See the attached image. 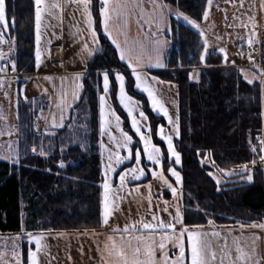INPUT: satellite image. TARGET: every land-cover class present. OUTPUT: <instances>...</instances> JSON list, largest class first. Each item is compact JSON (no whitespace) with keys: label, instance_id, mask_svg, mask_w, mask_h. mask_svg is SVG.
<instances>
[{"label":"trees","instance_id":"trees-1","mask_svg":"<svg viewBox=\"0 0 264 264\" xmlns=\"http://www.w3.org/2000/svg\"><path fill=\"white\" fill-rule=\"evenodd\" d=\"M164 2L195 21L202 19L207 4V0ZM6 4L7 15L15 19V25L4 32V37L12 46L17 83H21L34 70V3L33 0H6ZM99 8V0H93L92 15L100 49L87 65L81 97L65 126L36 132L34 117L39 109L47 107V100L34 99L33 104L18 99L19 163L0 159V232L65 231L101 226L99 96L105 71L110 73L111 100L123 121V129L133 136L127 116L115 99L113 71H123L126 91L141 102L153 142L163 151V166L172 165L170 159H165L166 149L156 136L157 126L164 120L151 111L146 98L134 89L131 74L102 34ZM170 20L171 49L166 68L153 73L178 87L180 136L174 144L181 153L177 170L182 177L183 222L185 225H204L209 220L216 224L260 223L264 215L262 170L252 172L251 183L238 175H227L217 184L209 175L214 170L243 165L254 159L259 161L261 153L259 150L254 153L249 144L251 138L252 144L258 145L256 137L261 136L259 81L248 84L243 72L225 62L215 50L209 51L201 61L203 42L199 33L174 16ZM193 68L198 70L196 81L190 78ZM34 145L36 153L31 151ZM41 145L47 156L39 155ZM60 161L65 167H59ZM22 258L25 264V252Z\"/></svg>","mask_w":264,"mask_h":264},{"label":"snow or ice","instance_id":"snow-or-ice-1","mask_svg":"<svg viewBox=\"0 0 264 264\" xmlns=\"http://www.w3.org/2000/svg\"><path fill=\"white\" fill-rule=\"evenodd\" d=\"M69 3L75 4L78 7H82V13L86 17L85 23L91 35V42L93 44L98 43V37L95 29V20L92 15V3L93 0H68ZM152 5L151 11L146 12L142 0H100L99 16L101 17V23L103 25L104 32L111 39L113 45L119 50V58L122 61H126L129 68H131V74L135 77V87L146 92L151 103V107L154 111H160L163 113L164 117L168 118L169 124L173 126V133L166 134L162 126L157 130V134L160 135L161 140L167 143V152L169 154L165 159L173 158L174 163L179 165L181 163V153L178 152L173 144V136H180V123L179 116L177 115L173 119L164 106L163 102L158 98L156 91L149 84V78L143 69L146 66L155 67H165L162 62L164 46L169 42L164 38L165 31L171 32L172 26L169 21V15H175L176 19H183L186 23L192 27L199 28V24L190 19L184 13L180 12L178 9L173 12V9L163 0H148ZM34 3V27H35V63L39 67L42 64V58L45 54H50L47 47L42 48V29L52 27V25L46 23V17L57 18L62 21V15H58L55 10H59L62 14L63 6L59 0H33ZM209 7L212 5V0H207ZM264 7V3H262ZM139 10V13H137ZM134 15H139L137 19V24L148 26V33L145 37L147 43H139V51L134 46H129V41L127 35L124 32V27L128 25L130 19ZM209 12L206 10L203 13L204 19H207ZM250 20L254 18L250 17ZM141 21L143 23H141ZM15 25V19L9 18L7 15V4L6 0H0V44L9 43V41L4 39V32L7 31L10 26ZM255 28V23H253V29ZM119 30L120 34L125 36L123 42L117 38L115 30ZM200 35L204 38L203 43V53L200 55V60L204 61L206 55L209 54V44L204 32L201 30ZM242 39V38H240ZM256 42V33L253 31L252 35L248 37L246 43L252 46ZM14 43V40L12 41ZM47 44H51V41H47ZM11 51V49H10ZM82 51L91 56L95 49L90 48L87 42L83 43ZM224 49H220V52H224ZM155 57V64H152V60ZM0 59H6V54L0 52ZM225 59L227 57L225 56ZM249 59L252 60L251 55ZM12 70H16V62L11 61ZM5 68L0 67V72H4ZM103 94L99 97V128L101 136L107 134L109 140L115 143L116 149L125 148L128 149L127 155H120L118 151H113L107 149V146L101 141V149H106L108 151L107 162L103 163L105 180L103 182V219L102 225L111 227L109 224L110 217L113 216L117 209V201L123 200L125 197L120 196L118 193L126 188L129 180L138 181L146 175L145 166L142 164V154L146 156L147 161L152 164H161V148L152 142L151 127L142 121H147V116L143 110L138 112L139 102L133 100V98L128 95L125 90V77L123 74L116 73L115 79L119 84V92L117 94V99L120 105L126 110L128 117L131 121V129L135 135L139 136V144L141 147H136L135 153L133 154L132 148L130 147L133 143V136L122 128L123 121L121 117L117 114L114 108L107 104V96L110 92V79L109 71H105L103 74ZM82 73H74L71 77L75 88L77 91L73 92V99H79V90L83 88ZM68 76H62L61 83L67 80ZM45 79L51 80L52 77H45ZM244 79L248 84H253L254 81H259V87L261 91L262 99H264V70L260 71V75H253L249 78L247 75ZM152 81L156 83H161L157 77H151ZM5 81L0 79V87L4 86ZM45 93L47 89L44 90ZM7 95V93H6ZM66 95L63 91L61 92V103L56 105L57 108L62 110L63 97ZM25 100L28 99L27 96L24 97ZM33 104L35 100L31 101ZM19 103V101L17 102ZM43 113V109H40ZM264 115V113H262ZM2 118V117H0ZM119 130L120 137L113 135L112 125ZM64 117L61 112L59 116V122L55 114H52L51 127L63 128ZM148 128L149 134H145L142 130ZM39 131V128L36 129ZM3 134V132H0ZM52 134V133H47ZM8 135H12V131L8 132ZM258 145L252 144L251 138L249 139V144L251 145V150L255 153L259 150V153H264V137L257 136ZM33 153L37 152V147L34 145L31 148ZM200 153L198 152V155ZM39 155L47 156V153L43 151V146H40ZM135 159V165L131 168L125 169V171L119 173V185L113 188L112 183L108 179L109 173L116 172V166L123 164L126 160ZM0 159L11 160L13 164L19 163V155L17 154L13 159L11 156H3ZM259 160L264 162V154L259 155ZM257 161L254 159L251 161V166H255ZM59 167H65L63 161L59 162ZM241 172H225L226 175H238L241 180H246L251 183L254 181V176L251 171L249 164L242 165ZM167 171L175 178L176 184L182 183V177L180 172H178L174 167H169ZM225 170L221 169V172ZM153 177L162 182V185L171 190L172 196L175 200H179L183 193L173 186V183L164 175L163 170L157 172H152ZM209 175H213L209 173ZM215 179V177H213ZM217 184L220 183L217 179ZM149 193L151 185L148 186ZM139 188L136 189L138 191ZM219 190V189H218ZM131 195V192L128 193ZM149 207L151 208L152 199L151 195L147 197ZM165 205L168 204L164 201ZM175 215L171 213V222H164L156 214L153 213L152 222H146L140 220L133 222L131 224H125L123 228L115 227L111 228V235L107 236L102 249V264H212V262L217 261V251L213 249L212 242L208 238L209 234L204 232L200 226H193L189 228L184 225V218L181 212V208L177 203L174 205ZM199 210V209H198ZM164 212H168V207L163 209ZM209 224L213 221L209 220ZM179 225V229L177 228ZM249 228H259L264 229V223H250L245 225L243 222H239L240 229L245 227ZM24 236L27 237V243L29 245L35 244V250L32 248L28 249L27 253V264H41L39 259V254H47V244L45 243L46 235L44 232L32 233L25 232ZM60 235H64L60 233ZM117 235L119 239H117ZM220 232L213 231L211 233L212 237H220ZM22 238V237H18ZM260 237L253 235L251 237V244L247 247L242 246L240 243V237H233V243L235 245V257L232 256L231 250L227 247V238H225V244L222 249V255L219 256V264H224L225 259L229 260V264H264V257L259 255L257 241ZM187 241V243L185 242ZM18 245H13V258L14 264H24L22 259V254L17 250Z\"/></svg>","mask_w":264,"mask_h":264},{"label":"crops","instance_id":"crops-1","mask_svg":"<svg viewBox=\"0 0 264 264\" xmlns=\"http://www.w3.org/2000/svg\"><path fill=\"white\" fill-rule=\"evenodd\" d=\"M52 0H49L51 3ZM61 5L63 6L62 14L59 10H55L58 15H62V21L57 18L46 17V23L52 25V27H48L46 29H42V48L47 47L49 49L50 54H45L42 58V64L37 67L35 63V27H34V12H33V45H34V70L32 73L27 75L21 83H17L16 77V86L15 93L16 97L21 98L23 100L25 96L28 97L27 100L33 99H46L47 107L43 109V113H41L40 109L37 111V115L34 119V126L39 125L43 130H54L59 127L53 128L51 127L52 114H55L57 117V121L59 122V116L61 112L64 117V124L67 122L70 112L75 104L79 101L82 89L79 90V99H73V92L77 91L75 88V84L73 83L71 77L74 73H84L86 71L87 65L89 61L92 59L94 54L100 49V40L98 33L96 31L98 37V43L93 44L91 42V35L85 23L86 17L82 13V7H78L75 4L69 3L68 0H59ZM100 2V0H99ZM164 2V0H163ZM145 11H151L152 5L148 2V0H142ZM165 3V2H164ZM262 3L264 0H212V5L209 7L208 3L206 4L205 11L209 12L207 19H202L200 21H196L199 24V28L192 27L196 32L199 33L202 30L207 38L209 44V51L215 50L222 54L225 62L229 65L239 68L244 76L247 75L251 78L253 75H260V71L264 70V67L257 68V65H253V62L249 59V51L253 46L259 44L261 47L264 45V7H262ZM176 10L175 8H172ZM204 11V12H205ZM139 13V10H137ZM171 16L169 15V21L171 23ZM175 17V16H174ZM252 17L254 20H250ZM176 18V17H175ZM137 19H139V15H134L130 19L127 26L124 27V32L127 35V39L129 41V46H134L137 51H139V43H147L145 39L148 33V26L145 24L141 27L140 24H137ZM192 19V18H190ZM193 20V19H192ZM141 23H143L141 21ZM253 23H255V28L253 29ZM99 24L100 30L102 34L105 36L110 45L114 48L115 53L117 55L118 60L124 65L125 70H127L131 74V68L128 67L126 61H122L119 58V50L116 49L115 45L112 44L111 39L106 35L103 29V25L101 23V17L99 16ZM95 26V25H94ZM253 31L256 33V42L249 46L246 41L249 36L252 35ZM115 34L117 38L123 42L125 36L120 34V31L115 30ZM5 38V37H4ZM164 38L168 40V44L164 46L163 58L162 62L164 65L166 58L171 49V37L170 33L165 31ZM202 42L204 43V38L201 37ZM242 38V39H240ZM47 41H51V44H47ZM87 42L90 48L95 49L91 56H88L87 53L82 51L83 43ZM220 49H224L225 51L222 53ZM225 56L227 59H225ZM155 57L152 60V64H155ZM1 66L4 68V64L2 60L0 61ZM257 66V67H255ZM166 67V66H165ZM165 67H155V66H146L143 71L146 73L149 78V84L154 88L158 98L163 102L164 106L167 108L169 115L175 119L176 116H179V100H178V87L177 84L172 81H167L160 79L153 72L163 70ZM197 70L196 68L191 69V71ZM190 71V74H191ZM198 72V70H197ZM104 73V72H103ZM102 73V74H103ZM116 73L123 74V71H113V79L116 84V95L115 99L118 106L122 109V111L126 114L128 119V124L131 132L133 133V143L130 146L132 148L133 154L135 153L136 147H141L142 144H139V136L135 135L133 130L131 129V121L130 117H128L126 110L120 105L119 100L117 99V94L119 92V84L115 79ZM68 76L69 78L61 83V77ZM82 76V83H83ZM134 84V89L142 94L149 105L151 111L160 117L163 118L164 123L162 125H158L156 129V136L164 145L167 152V143L166 141L161 140L160 135L157 134V130L160 126H162L165 130L166 134L173 133V126L169 124L168 118L163 116V113L160 111H154L151 107L150 100L146 92H143L141 89H137L135 87V77L131 74ZM45 77H52L51 80L45 79ZM125 77V75H124ZM151 77H157L161 83H156L151 80ZM110 79V92L107 96V104L114 108L112 100H111V78ZM18 84V85H17ZM125 86H126V78H125ZM45 89L47 92L45 93ZM126 90V87H125ZM66 93L63 97V105L62 110L57 108L56 105L61 103V92ZM127 92V91H126ZM103 94V75H102V92ZM129 95V94H128ZM100 97V96H99ZM133 98V97H132ZM133 100L138 101L133 98ZM260 101H261V137H264V99H262L261 91H260ZM139 102V101H138ZM115 109V108H114ZM142 110L141 103L139 102L138 112ZM116 111V110H115ZM118 114V113H117ZM122 120V119H121ZM142 123H146L149 125V121H142ZM123 128V126H122ZM112 133L113 135L120 137V132L115 128L113 123L112 125ZM145 134H149L148 128L142 129ZM126 131V130H124ZM130 134V133H129ZM131 135V134H130ZM14 138V137H13ZM177 138L175 135L173 136V144L174 140ZM16 141V155H19L18 151V133L15 136ZM103 143L107 146V149H111L113 151H118L120 155L124 156L128 154V149L120 148L116 149L115 143L109 140L107 134L101 136L100 128H99V156H100V164H101V172L103 176V182L105 180L103 163L107 162L108 151L106 149H101L100 143ZM153 142V139H152ZM154 143V142H153ZM155 144V143H154ZM157 145V144H156ZM160 147L159 145H157ZM175 146V144H174ZM161 164L156 165L147 161L146 156L142 154V164L141 166L147 165L145 168L146 175L142 177L138 181L129 180L126 188L121 190L118 194L120 196L125 197L123 200L117 201V209L114 212L113 216L110 217L109 224L111 227L103 226V187L101 185V226L97 229H80V230H65V231H39L44 232L46 235L45 243L47 244V254L41 253L39 254V259L41 264H102V249L104 247V243L107 239L108 235H111V228L120 227L123 228L125 224H131L133 222H137L140 220H144L146 222L155 223L152 221L153 213L156 214L160 219L164 222H171V213L173 216L175 215V207L177 203L181 208V212L183 215V201L182 197L177 201L172 196L171 190L164 187L162 182L153 177V171H161L163 170L164 175L173 183V186L178 190L182 191V183L176 184L175 178L171 176V174L167 171L169 167H174L177 170V164L174 163V157L169 158L171 160V164L169 167L165 168L163 166V151L161 149ZM264 154V153H261ZM8 156L9 154H4ZM15 155V156H16ZM167 155L169 156L168 152ZM15 156H11L13 159ZM6 160V159H4ZM103 162V163H102ZM258 163L261 165L263 180H264V162L260 160ZM135 165V159L126 160L123 164L116 166L115 173H109L108 179L112 183L113 188H116L119 185V173L125 171L127 168H131ZM178 171V170H177ZM179 172V171H178ZM151 185L150 193L148 189V185ZM139 188L138 191L136 189ZM131 192V195L128 193ZM151 195L152 205L149 207V203L147 197ZM164 201H167L168 204L165 205ZM168 207V212H164L163 209ZM260 223H264L263 221ZM185 225V223H184ZM189 228L193 226H200L204 232L209 234V237L212 231H218L220 229L214 228L215 224H204V225H185ZM224 227H232L230 231L234 235H241L243 231L245 233L251 234V237L255 235L258 236V231L262 232V239L264 243V229L259 228H249L245 227L244 229H240L239 226L236 225H227ZM179 229V225H177ZM255 231V232H254ZM39 232H32L34 234ZM220 232V231H218ZM4 235H20L21 232H0ZM25 233V232H23ZM22 233V235H23ZM63 233L64 235H60ZM221 233V232H220ZM250 236V235H249ZM208 237V238H209ZM250 237V240H251ZM119 239V236L116 237ZM219 238V237H218ZM217 238V240H218ZM224 236H221V239ZM249 239V237H248ZM187 243V241H185ZM258 242V241H257ZM24 249H22V254L25 252V260L27 264V253L28 249L32 248L35 250V244L29 245L28 243L25 245ZM23 259V258H22ZM0 264H14V258L12 253L7 249L0 248Z\"/></svg>","mask_w":264,"mask_h":264},{"label":"rangeland","instance_id":"rangeland-1","mask_svg":"<svg viewBox=\"0 0 264 264\" xmlns=\"http://www.w3.org/2000/svg\"><path fill=\"white\" fill-rule=\"evenodd\" d=\"M176 10H173V12H175ZM186 16H188V15H186ZM179 20L183 21L185 23V21L183 19H179ZM33 33H34V30H33ZM4 47H7V49H8V51H5L6 54H7V52L10 54H13L12 50L10 51V49H12L10 42L0 44V52L4 53L3 52ZM1 60H2L3 64L6 63V59H0V61ZM252 62H253V65L258 64L257 61H252ZM257 66H255V67H257ZM0 67H2L1 63H0ZM257 68H261V67L258 66ZM16 75H17L16 71L10 73L6 70V68H5L4 72H0V79H3L5 81L4 86L0 87V117H2V118H0V132H3V134H0V157L5 156L4 154H6V151H7V154H9L8 156L13 157L16 155L15 136H16V133H18V106H17L18 97H16V93H15ZM190 78H191V80H194V81L197 80V78H198L197 70L191 71ZM6 93H7V95H6ZM25 101L29 102V100H25ZM30 101H32V100H30ZM141 108H142V104H141ZM34 119H35V117H34ZM34 127H35L36 132H40L41 130H43L42 128H40V130L37 131L36 130L37 126L35 125ZM9 131H12L11 136L8 135ZM8 161H11V160H8ZM246 164H251V162L246 163ZM243 165H245V164H243ZM241 166L242 165H238V166H233V167L223 169V170H225L224 172L214 170L212 172V174H213L212 176L215 177L216 181H217V179H219V181H223L226 179V176H227L225 174V172H231L233 170L235 172H241L243 170ZM259 167L260 168H258V170L259 169L261 170L260 164H259ZM251 171L255 172V170H253L252 168H251ZM263 218H264V215H263ZM212 224H215L216 226L214 228L220 229L218 231L221 232L220 233L221 235L218 238V240H217V237H212L211 235L209 237V239L212 242L213 249L217 251V256H218L217 261L212 262V264H219V256L222 255V249H223V246L225 244V238H227L228 250H231L233 257H235V255H236L235 245L233 243V237H240V243L242 246L247 247L248 245L251 244V240H250L251 234H249L250 235L249 236L248 233H245L246 231H243V234H241V235H235V234L233 235L232 232L230 231V229H232V227H224L227 225L232 226V225H236V224H216L214 222ZM237 226H239V225H237ZM22 233L23 232H21V234L17 235V236H15V235H4L3 233H0V248H2V249L8 248L9 252L12 253L13 252V245H18L17 250L20 251L22 254V249L27 247V246H25L27 244V237L22 235ZM254 234H256V233H254ZM221 236L222 237L224 236V238L221 239ZM258 236L260 237V240H258V242H257L259 255L261 257H264V243H263L261 231H258ZM18 237H22V238H18ZM248 237H249V239H248ZM224 264H229V260L227 258L225 259Z\"/></svg>","mask_w":264,"mask_h":264},{"label":"built area","instance_id":"built-area-1","mask_svg":"<svg viewBox=\"0 0 264 264\" xmlns=\"http://www.w3.org/2000/svg\"><path fill=\"white\" fill-rule=\"evenodd\" d=\"M5 51H8L7 47H4L3 52H5ZM249 55H251V57H252L251 61H257V63H258L257 65L260 67L264 66V49L259 44L252 47V49L249 51ZM11 61H14L13 54H10L7 52V54H6V68H7V71L10 73L14 72L12 70V67H11ZM37 127L40 130V126H37ZM37 127H36V129H37ZM249 166H251V164H249ZM251 168L256 171L260 167H259V164L256 163L255 166H251Z\"/></svg>","mask_w":264,"mask_h":264}]
</instances>
